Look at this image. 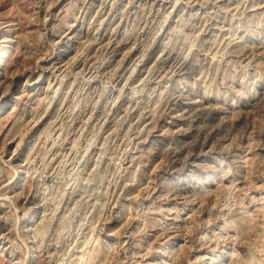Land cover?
<instances>
[{"label":"rangeland","instance_id":"obj_1","mask_svg":"<svg viewBox=\"0 0 264 264\" xmlns=\"http://www.w3.org/2000/svg\"><path fill=\"white\" fill-rule=\"evenodd\" d=\"M0 264H264V0H0Z\"/></svg>","mask_w":264,"mask_h":264}]
</instances>
